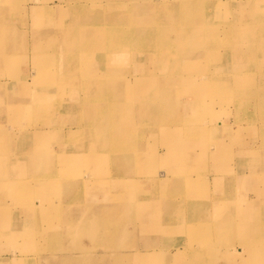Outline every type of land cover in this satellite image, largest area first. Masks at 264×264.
<instances>
[{
    "label": "rangeland",
    "instance_id": "obj_1",
    "mask_svg": "<svg viewBox=\"0 0 264 264\" xmlns=\"http://www.w3.org/2000/svg\"><path fill=\"white\" fill-rule=\"evenodd\" d=\"M158 1L0 0V264H260L218 219L264 248V0Z\"/></svg>",
    "mask_w": 264,
    "mask_h": 264
},
{
    "label": "bare ground",
    "instance_id": "obj_2",
    "mask_svg": "<svg viewBox=\"0 0 264 264\" xmlns=\"http://www.w3.org/2000/svg\"><path fill=\"white\" fill-rule=\"evenodd\" d=\"M160 1L161 0H159L158 2H160ZM186 4L187 3H181L180 4L181 5L180 9H182V11H180L181 14L177 15V19H176V20H178L181 23V26L177 27L180 30V33L173 34V36L176 35V40L177 41H175V43L176 44H181V45H183V42H182L183 39H185L186 41L193 42V41H197V38H198V35L195 32H191L190 28L184 22V19H188L189 16H190V12L182 15V12H185ZM127 17L126 16H121L120 17V22L125 20V18H127ZM158 21H159V17L154 20V23L156 25H158L157 24ZM129 23L131 24L132 28L134 29L135 28V22H134V20L132 18L130 19ZM1 25H3V24H2V22L0 20V27H1ZM196 29H197V33H198L200 28L197 27ZM77 30L69 32L67 34H65V33H61L60 34V38L62 39V41L59 42V45L62 46V53L63 54H68L70 56L76 57V55L79 52H82V53L84 52V51H82V49L84 47L89 48V47L92 46V39H93V37H95L94 34H92V33L90 34V33L83 32V31H77ZM129 30L130 29L120 28V34H116L115 36L120 38V39H132V40L136 39L138 36H136L135 31L134 30H130L129 31ZM154 36L157 38V40L160 39V34L159 33L155 32ZM173 39L175 40V37ZM86 53L90 54L88 50H86ZM186 55H187V53H185V52L183 53V51H178V49L176 47H174V48H172L170 50V52H168L166 58L167 59L169 58V59H172V60H176V59H179V58H182V57L184 58ZM86 68H85V73L83 72V69H81L80 73L78 74L79 79L82 80V83H80V84L83 85V86H91L93 84V82H88L85 79V75H86L87 72H89V73L92 72V66L89 65ZM37 69L41 72V70H40V68H38V66H37ZM69 69H71V68H68V67L65 66V68H63L61 70L62 74L63 75H68V73H71L72 70H69ZM33 75H35V74H33ZM259 77L264 78V75H259ZM254 80L255 79H253L251 82L253 83ZM186 83L187 82L184 81V84H186ZM61 84H63V81L61 83L59 82L57 85L60 86ZM67 84L71 85V83H67ZM108 84L114 85L113 83H108ZM12 85H14V84H12ZM73 85H74V83H73ZM261 86H262V89L264 90V85L261 84ZM23 91H26V90H23ZM10 92L13 94V91H10ZM249 92H254V91H249ZM24 94H26V93H24ZM3 95H5V94H3ZM8 97L11 98L12 96L8 95ZM13 97H14L15 101H17V97L16 96H13ZM20 99H23V98L20 97ZM237 107H238V109H239V107L241 108V106H237ZM263 107H264V101H261L260 103L257 102V104L254 106V108L256 110H259V111H262ZM176 122H178V121H176ZM87 128L88 129H86L85 132H90L92 135L97 136V138H101V139H104V140L108 139V137H107V129L106 128H104V129H102V128L97 129V128H93V127H87ZM139 144H141V143H139ZM246 149H247V147L245 146V149L243 148V150H246ZM240 150H242V148H240ZM196 179L199 181L198 176H197V178H195V179L192 178L191 182L192 183H195V182L197 183ZM261 179L264 180V175L261 176ZM194 185L195 184H193V187H195ZM258 203H259V205L264 206V198H260ZM227 208L231 209L232 205L230 204L229 206H226V208L225 209H221V211L222 210H227ZM259 211L256 210V212L258 214H260V216H261L262 215V210L259 209ZM224 214L225 215H222V213H220V216H219V219H218V221H219V225H218L219 226V229H218L219 232L222 234L223 232L226 233L227 230L231 229L232 233H230L229 236H234V235L238 236L237 234H239L240 239H241L242 243L245 245L246 249L249 252H252V254L255 255V257L250 259V262L253 263L255 260H257L258 263L262 264L263 261L261 260V257L264 256V248H263V246L261 247L262 240L258 237V235L260 236V234L258 232H248L249 234L242 233L243 231L240 228L239 229L236 228V226L233 225L232 221H231V225H229V219H230L231 215L230 214H226V213H224ZM234 233H237V234H234ZM194 251L196 252L197 250H194ZM188 252L189 251H186L185 255ZM198 254H202V253H198ZM190 257H191L192 261H194L195 258H196V260L199 259L198 255L196 253L191 254ZM158 258H161V256L158 255V254H145V255H141V256L136 254V255L132 256L131 263L132 264H149L152 261H157ZM126 263L127 262L125 261L123 264H126Z\"/></svg>",
    "mask_w": 264,
    "mask_h": 264
}]
</instances>
